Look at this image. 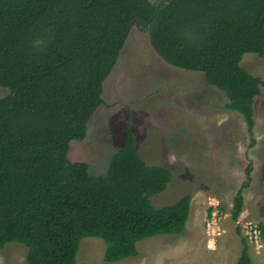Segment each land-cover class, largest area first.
<instances>
[{
    "label": "trees",
    "instance_id": "trees-1",
    "mask_svg": "<svg viewBox=\"0 0 264 264\" xmlns=\"http://www.w3.org/2000/svg\"><path fill=\"white\" fill-rule=\"evenodd\" d=\"M132 24L165 62L223 91L252 130L260 79L240 60L264 56V0H0V249L24 245L25 264H76L85 237L103 240L104 261L116 262L136 256L141 239L184 228L191 195L152 204L171 172L141 158L128 123L104 174L67 158ZM250 172L248 164L232 220ZM258 214L264 219V200ZM242 243L235 264H251Z\"/></svg>",
    "mask_w": 264,
    "mask_h": 264
},
{
    "label": "rangeland",
    "instance_id": "rangeland-1",
    "mask_svg": "<svg viewBox=\"0 0 264 264\" xmlns=\"http://www.w3.org/2000/svg\"><path fill=\"white\" fill-rule=\"evenodd\" d=\"M240 64L259 77L253 102V127L226 108L225 93L209 85L199 71L165 62L153 49L146 30L132 24L114 66L102 83L101 103L87 122L82 140H70L67 158L83 161L91 176L104 174L129 124L141 158L167 167L171 179L150 199L154 206L174 203L190 194L183 230L137 242L138 254L116 262L103 259L105 244L96 237L79 241L76 264H235L247 243L252 264H264V239L247 242L240 223L264 224L258 214L264 200V56L245 53ZM6 90L0 87V96ZM242 210L231 218L232 197L245 180ZM220 202L219 224L224 229L214 249L205 246L206 198ZM239 231H236V227ZM24 245L8 242L0 249V264H25Z\"/></svg>",
    "mask_w": 264,
    "mask_h": 264
},
{
    "label": "built area",
    "instance_id": "built-area-1",
    "mask_svg": "<svg viewBox=\"0 0 264 264\" xmlns=\"http://www.w3.org/2000/svg\"><path fill=\"white\" fill-rule=\"evenodd\" d=\"M208 214L205 220V246L214 249L217 239L222 235L224 229L220 226V202L212 195L206 198ZM240 228L244 231V238L247 242L258 245L261 242V229L258 222L251 219H245L240 223ZM239 229V227L237 226Z\"/></svg>",
    "mask_w": 264,
    "mask_h": 264
},
{
    "label": "water",
    "instance_id": "water-1",
    "mask_svg": "<svg viewBox=\"0 0 264 264\" xmlns=\"http://www.w3.org/2000/svg\"><path fill=\"white\" fill-rule=\"evenodd\" d=\"M149 3L153 4L155 2V0H147ZM136 19L133 18L131 21H135Z\"/></svg>",
    "mask_w": 264,
    "mask_h": 264
},
{
    "label": "crops",
    "instance_id": "crops-1",
    "mask_svg": "<svg viewBox=\"0 0 264 264\" xmlns=\"http://www.w3.org/2000/svg\"><path fill=\"white\" fill-rule=\"evenodd\" d=\"M251 264H252V261H251Z\"/></svg>",
    "mask_w": 264,
    "mask_h": 264
}]
</instances>
